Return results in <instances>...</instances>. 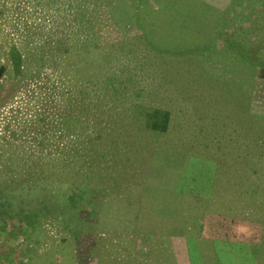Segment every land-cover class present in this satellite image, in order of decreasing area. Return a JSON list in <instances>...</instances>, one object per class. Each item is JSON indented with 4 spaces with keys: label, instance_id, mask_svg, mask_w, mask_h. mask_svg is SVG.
<instances>
[{
    "label": "rangeland",
    "instance_id": "1",
    "mask_svg": "<svg viewBox=\"0 0 264 264\" xmlns=\"http://www.w3.org/2000/svg\"><path fill=\"white\" fill-rule=\"evenodd\" d=\"M124 3L128 17L147 22L149 41L130 29L136 54L124 66L129 90L114 94L105 114L96 106V134L103 133L100 122L115 121L118 138L104 140L117 161L96 160L93 215L83 211L73 232L57 222L31 230L0 219V264H183L175 241L160 235L151 219L154 233L138 227L144 185L182 192L188 216L200 213L189 221L191 232L187 228L200 264H264V0ZM28 12L29 21L48 23L46 10ZM14 17L13 10L0 16V63H8L9 45L20 38L10 25ZM110 34L113 39L122 32L114 26ZM246 52L253 62L244 59ZM148 104L172 110L166 133L144 127L137 105ZM157 146L167 150L153 157ZM15 167L1 163L0 182Z\"/></svg>",
    "mask_w": 264,
    "mask_h": 264
},
{
    "label": "trees",
    "instance_id": "2",
    "mask_svg": "<svg viewBox=\"0 0 264 264\" xmlns=\"http://www.w3.org/2000/svg\"><path fill=\"white\" fill-rule=\"evenodd\" d=\"M0 1L5 6L0 16L6 10L15 13L10 25L20 37L9 45L8 63H0V164L16 166L15 174L0 182V219H16L31 230L57 222L73 232L84 219L83 211L93 215L92 205L98 202L96 160L114 162L104 140L118 138L113 133L115 121L111 126L109 121L100 122L103 133L96 134L97 103L105 114L111 110V97L129 90L131 77L124 66L136 54L130 48L135 34L129 31L139 30L149 41L144 33L148 25L144 18L128 17L124 0ZM18 1L23 3L16 5ZM32 7L46 10L47 24L29 21ZM114 26L122 35L112 39ZM246 54L244 59L253 62L252 53ZM259 77L264 81V67ZM137 106L146 129L168 131L172 110L155 104ZM158 149L160 156L167 150L157 146L153 157ZM176 155L181 166L183 156ZM140 197L138 227L154 233L149 227L155 225L147 222L151 219L160 235L175 241L179 263L200 264L194 237L187 235L200 213L188 216L184 194L144 185ZM152 205L155 208L145 209Z\"/></svg>",
    "mask_w": 264,
    "mask_h": 264
},
{
    "label": "crops",
    "instance_id": "3",
    "mask_svg": "<svg viewBox=\"0 0 264 264\" xmlns=\"http://www.w3.org/2000/svg\"><path fill=\"white\" fill-rule=\"evenodd\" d=\"M243 236H246V235H243ZM246 243H248V241H245V242H243L242 244H246ZM255 244V243H254ZM243 264H249V262L248 261H243ZM256 264V263H255Z\"/></svg>",
    "mask_w": 264,
    "mask_h": 264
}]
</instances>
